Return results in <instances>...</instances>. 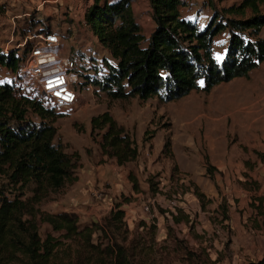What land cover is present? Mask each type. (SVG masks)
<instances>
[{"label":"rangeland","instance_id":"1","mask_svg":"<svg viewBox=\"0 0 264 264\" xmlns=\"http://www.w3.org/2000/svg\"><path fill=\"white\" fill-rule=\"evenodd\" d=\"M41 1L45 3L38 18L44 23L50 20L52 32L70 39H66L64 50L76 57L81 75L76 109H54L60 115L54 144L80 155L78 181L52 194L42 208L51 213L75 212L81 224H89L100 222L120 203L129 229L144 224L138 230L144 238L143 255L136 264H248L261 260L264 211L258 206L262 200L264 207V125L258 123L264 118V94L256 102L252 96L245 104L214 90L194 91L173 102L156 97L112 100L99 87L85 84L86 77L101 78L106 71L104 61H112L82 24L90 0L57 5L52 4L54 0H37ZM71 2L75 6L72 17L67 6ZM146 2L132 0V8L148 38L153 24ZM237 2L187 0L183 14L199 16L204 22L213 8L220 10ZM14 4L15 0H0L2 9L14 10ZM28 6L19 5L16 13L22 16L38 7ZM23 19H15L14 24L23 25ZM73 25L79 29H70ZM11 27H6L8 37ZM222 38H218L220 43ZM20 42L16 32L2 47H11L18 56L22 53V48H17ZM0 81L33 96L10 71L0 69ZM104 113L123 128L137 148L139 156L134 162L118 166L114 159L102 155L99 143L105 130L92 128L91 119ZM166 142L171 156L163 152ZM130 174L136 178V190ZM2 189L7 191L0 177ZM94 193H100L101 198Z\"/></svg>","mask_w":264,"mask_h":264},{"label":"trees","instance_id":"2","mask_svg":"<svg viewBox=\"0 0 264 264\" xmlns=\"http://www.w3.org/2000/svg\"><path fill=\"white\" fill-rule=\"evenodd\" d=\"M146 1L154 26L148 38L135 19L132 0H91L83 14L112 60L104 61L101 78L86 77L85 84L99 87L112 100L173 102L248 78L264 62V0L213 8L204 22L184 16L187 0ZM18 32L23 39L30 33L50 34L52 27L33 12ZM18 60L17 51L0 49V69L14 73ZM58 118L43 101L0 81V177L7 189L0 190V264H136L143 255L138 230L144 224L129 229L120 203L100 222L89 224H81L75 212L42 208L52 194L78 181L80 155L54 144ZM91 125L105 130L99 143L103 156L118 166L138 158L132 140L108 113L92 118ZM163 152L171 156L169 142ZM130 181L136 190L133 174ZM262 206L260 200L258 208L264 211ZM248 264H264V253Z\"/></svg>","mask_w":264,"mask_h":264},{"label":"built area","instance_id":"3","mask_svg":"<svg viewBox=\"0 0 264 264\" xmlns=\"http://www.w3.org/2000/svg\"><path fill=\"white\" fill-rule=\"evenodd\" d=\"M63 1L72 0L54 3ZM82 24L86 26L84 19ZM66 39L64 33L31 34L17 47L22 53L18 55L15 77L28 87L32 97L56 110L76 109L80 98L81 75L76 57L64 50ZM0 49L5 54L11 51ZM94 196L101 198L100 193Z\"/></svg>","mask_w":264,"mask_h":264},{"label":"crops","instance_id":"4","mask_svg":"<svg viewBox=\"0 0 264 264\" xmlns=\"http://www.w3.org/2000/svg\"><path fill=\"white\" fill-rule=\"evenodd\" d=\"M9 1H13V0H9ZM44 3H45L44 1L37 2V0H29L27 2H24V1H21V0H15V4L11 5V7L14 8V10H7V8L4 9V7H3V9L0 8V41L3 42V43H0V47H2V45H6L9 42V40L12 41L13 33L15 34L16 32H18V29H19L20 25L19 26L15 25L14 24V20L15 19H19V18H24L23 21H25V19H27L31 15V13H33V12H35V14L37 16V13H38L40 7H42L44 5ZM61 3H64V1L61 2ZM65 3H66V1H65ZM73 3L74 2H71L70 4H67V6H70V8L72 10L71 11L72 14L69 13V15L71 17L73 16V12L75 11L74 10L75 6L73 5ZM90 3H91V0L88 3V5H90ZM31 4H35V6H38L36 8V10L33 9L32 11L24 13L22 16L18 15L16 13L17 10H18V6L19 5H23L24 7H26V6L27 7H31V6H28V5H31ZM52 4L53 5H57L56 3H54V1L52 2ZM76 4L78 5V1L76 2ZM87 6H86V8H87ZM86 8H85V10H86ZM3 10H5V11H3ZM147 10H148L149 16H150L151 10H150L149 5H148V9ZM37 19H39L38 16H37ZM9 24H11V26H12L10 28V30L12 31V34H11L10 37L7 36V31L8 30L6 29V27ZM75 28L78 30L79 29L78 25H73L72 28H70V29H75ZM152 29H154L153 25H152ZM31 34H33V33H30L27 36H29ZM77 34H78V32H77ZM77 34L74 35V36L78 37L79 35H77ZM26 37H24L23 39L20 37L21 38V42L18 45L22 44ZM10 49L14 50L11 47H10ZM234 85H238L237 86L238 88L233 90V88H231V87L234 86ZM220 86H222V87H220ZM213 90L214 91H219V92L223 91L222 94L228 100L238 101L240 104L247 103L252 98V96H255L254 102H256L258 97H260L262 94H264V62L257 69H255L252 72H250L248 78H237V79H234L233 81H231L229 83L219 84V85L215 86L212 89V91ZM263 119L264 118H262L260 120L261 121L260 123L257 122L261 127H263V125H264V120ZM60 212H69V211H60Z\"/></svg>","mask_w":264,"mask_h":264}]
</instances>
